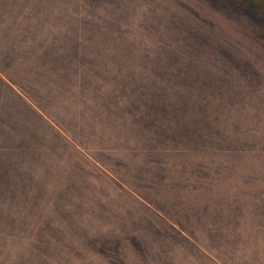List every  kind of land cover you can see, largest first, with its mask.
<instances>
[{"label":"rangeland","instance_id":"obj_1","mask_svg":"<svg viewBox=\"0 0 264 264\" xmlns=\"http://www.w3.org/2000/svg\"><path fill=\"white\" fill-rule=\"evenodd\" d=\"M41 1L55 26L52 6L83 25L102 86L72 114L90 146L42 113L78 179L60 198L45 186L48 211L5 198L0 264H264V45L248 17L218 0Z\"/></svg>","mask_w":264,"mask_h":264},{"label":"trees","instance_id":"obj_2","mask_svg":"<svg viewBox=\"0 0 264 264\" xmlns=\"http://www.w3.org/2000/svg\"><path fill=\"white\" fill-rule=\"evenodd\" d=\"M114 1L87 0V6L88 9H98ZM218 2L223 5L226 3L235 13L246 15L252 25L253 38L264 45V0ZM6 5L5 9V2L3 5L0 2V204L20 196L22 199L19 203L35 204V200H40L41 204L49 203L48 211L54 202L45 198V186L56 185L57 191L53 196L60 198L63 190L78 179V172L71 167V174L67 177L59 178L54 174L63 172L60 165L62 158L54 156L55 152L67 154L61 148L74 150V147L69 139L56 133L35 108L16 95L12 86L25 94L44 115L61 128L74 130L72 132L76 137L90 146L81 132L82 122L87 119L79 123L76 121L78 118L72 114L79 109L85 110L87 95L99 98L98 90L102 83L95 76L101 72L84 69V56L89 49L84 45L83 25L64 26L72 10L60 8L56 11L52 6L51 11L60 24L55 26L48 14L50 5L41 0H7ZM208 28L201 25L200 32ZM61 45H65L69 53L64 63L69 71L66 67L58 69L56 66L54 70L50 65L51 51L55 46L61 49ZM107 84L111 85V82ZM16 108L22 115H19ZM28 182L33 187L39 186L34 190L30 185L27 187V184L23 187V183ZM18 186L21 189L16 190ZM4 210L0 205V218ZM135 257V254H130V258H127L130 264L136 261Z\"/></svg>","mask_w":264,"mask_h":264},{"label":"crops","instance_id":"obj_3","mask_svg":"<svg viewBox=\"0 0 264 264\" xmlns=\"http://www.w3.org/2000/svg\"><path fill=\"white\" fill-rule=\"evenodd\" d=\"M12 88H13V90L16 92V95L18 94L23 100H25L30 106H32L33 108H35L36 110H37V112L39 113V114H41L42 116H44L42 113V111L39 109V108H37L35 105H34V103L25 95V94H23L16 86H12ZM6 92H7V90H6ZM13 95V94H12ZM17 109V108H16ZM18 110V109H17ZM19 111V110H18ZM19 115H22V113L19 111ZM24 118V117H23ZM22 120V119H21ZM23 120H22V124H23ZM55 122V121H54ZM32 123V122H31ZM34 123V122H33ZM56 123V122H55ZM35 124V123H34ZM57 124V123H56ZM58 127H60L59 125H57ZM61 128V127H60ZM62 129V128H61ZM55 131H56V133H58V134H60V136H62V137H64L65 135H63L62 133H60L58 130H56V129H54ZM64 131V130H63ZM65 132V131H64ZM57 152V153H56ZM55 152V155L54 156H57V157H63V156H65V157H67V156H70L68 153L67 154H63V153H58L59 151H56ZM67 161H68V159L67 158H62V160H61V162H60V165H61V167H62V171H70V167L69 166H67ZM63 165L67 168V169H65L64 167H63Z\"/></svg>","mask_w":264,"mask_h":264}]
</instances>
